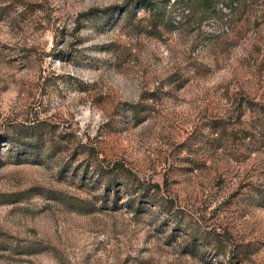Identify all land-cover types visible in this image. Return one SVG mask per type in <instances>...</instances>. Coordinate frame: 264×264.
<instances>
[{
	"label": "rangeland",
	"instance_id": "obj_1",
	"mask_svg": "<svg viewBox=\"0 0 264 264\" xmlns=\"http://www.w3.org/2000/svg\"><path fill=\"white\" fill-rule=\"evenodd\" d=\"M151 2L0 0V264H264V0Z\"/></svg>",
	"mask_w": 264,
	"mask_h": 264
},
{
	"label": "trees",
	"instance_id": "obj_2",
	"mask_svg": "<svg viewBox=\"0 0 264 264\" xmlns=\"http://www.w3.org/2000/svg\"><path fill=\"white\" fill-rule=\"evenodd\" d=\"M139 2L142 3V4H145V5H149V4L152 3L151 0H139ZM114 179L115 178H113V181H114ZM104 198H106V197H104Z\"/></svg>",
	"mask_w": 264,
	"mask_h": 264
}]
</instances>
